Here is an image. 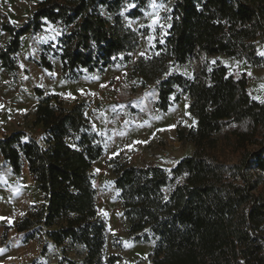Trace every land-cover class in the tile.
Instances as JSON below:
<instances>
[{
  "label": "trees",
  "instance_id": "16d2710c",
  "mask_svg": "<svg viewBox=\"0 0 264 264\" xmlns=\"http://www.w3.org/2000/svg\"><path fill=\"white\" fill-rule=\"evenodd\" d=\"M130 0H39L21 25L2 24L9 39L0 65L15 73L22 39L49 22L61 27L55 45L44 46L39 65L52 70L56 57L66 79L104 71L140 43L139 32L122 13ZM147 0L128 11L143 15ZM164 40L155 54L140 56L131 76L143 86L155 83L156 106L167 111L189 94L196 124L177 129L194 152L170 169L138 166L113 157L114 185L133 234L156 239L150 264H264V101L252 96L245 73L230 72L221 61L203 64L193 77L171 71L195 54H224L259 65L264 56V0H174ZM33 126L0 138V153L16 174L26 164L44 195L16 228L28 242L42 234L55 245L81 246L85 264H118L104 256L107 223L97 207L92 167L104 154L102 136L77 99L67 104L57 93L35 88ZM230 152L236 160L225 156ZM168 196L164 188L177 180ZM138 239L141 237L138 236Z\"/></svg>",
  "mask_w": 264,
  "mask_h": 264
},
{
  "label": "rangeland",
  "instance_id": "374dc122",
  "mask_svg": "<svg viewBox=\"0 0 264 264\" xmlns=\"http://www.w3.org/2000/svg\"><path fill=\"white\" fill-rule=\"evenodd\" d=\"M139 1L130 0L122 10L126 23L140 36L139 46L130 53L128 60L121 55L104 71L96 70L78 79H66L59 60L52 54H48L53 63L52 70L39 65L44 46L49 43L55 45L61 34L59 25L48 22L41 32L23 37L21 50L16 56L18 69L15 73L0 65V138L18 130L41 138L40 128L32 124L39 102L36 87H41L46 93L60 94L67 104L77 99L86 103V112L105 146L103 156L92 167L97 207L100 217L107 223L104 256L118 255V264H150L156 239L149 236L145 240L147 231L131 233L114 185L110 160L120 155L134 165L157 164L170 170L178 160L194 152L191 143L181 142L177 137V129L196 124L189 110L190 95L181 94L180 102L163 111L156 106L158 94L155 83L143 86L140 79L131 76L136 60L142 55L155 54L156 41L164 40L174 0H147L142 16L129 17L128 11ZM38 2L0 0V50L9 39L2 24L6 21L23 24ZM153 3L157 7H152ZM161 4L163 7H159ZM259 52H264L262 46ZM218 60L230 72L245 73L252 96L264 101V62L253 65L224 54L208 56L195 53L185 64L172 67L171 71L193 77L203 64L210 67ZM225 156L230 161L236 160L230 152ZM181 181L179 179L166 186L165 195L168 196L174 184ZM43 202L44 195L38 190L26 164L22 172L16 174L0 153V264H85V251L81 246L70 243L64 247L57 246L42 234L24 241L27 232H19L16 226L32 208L40 207Z\"/></svg>",
  "mask_w": 264,
  "mask_h": 264
},
{
  "label": "snow or ice",
  "instance_id": "6c2138e0",
  "mask_svg": "<svg viewBox=\"0 0 264 264\" xmlns=\"http://www.w3.org/2000/svg\"><path fill=\"white\" fill-rule=\"evenodd\" d=\"M133 6L134 5H129V7H133ZM152 7H157V5L153 3ZM159 7H163V5L161 4V5H159ZM259 55L264 56V52H260Z\"/></svg>",
  "mask_w": 264,
  "mask_h": 264
},
{
  "label": "built area",
  "instance_id": "2783aa9c",
  "mask_svg": "<svg viewBox=\"0 0 264 264\" xmlns=\"http://www.w3.org/2000/svg\"><path fill=\"white\" fill-rule=\"evenodd\" d=\"M167 156H169V154H167Z\"/></svg>",
  "mask_w": 264,
  "mask_h": 264
}]
</instances>
